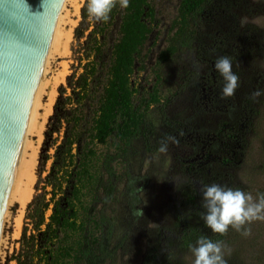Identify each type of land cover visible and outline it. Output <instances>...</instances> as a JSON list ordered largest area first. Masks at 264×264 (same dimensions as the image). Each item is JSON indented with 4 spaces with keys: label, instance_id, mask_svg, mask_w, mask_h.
Instances as JSON below:
<instances>
[{
    "label": "trees",
    "instance_id": "trees-1",
    "mask_svg": "<svg viewBox=\"0 0 264 264\" xmlns=\"http://www.w3.org/2000/svg\"><path fill=\"white\" fill-rule=\"evenodd\" d=\"M164 2L166 0H129L127 8H121L117 3L107 22L92 20L89 35L82 44L83 70L81 73L74 71L67 77L72 93L68 94L64 89L48 124L50 132L63 128L64 133L60 143H56L54 154L46 151L41 157L40 176L49 159H52V165L48 174L40 179L43 191L32 197L27 205L21 249L14 258L17 264H40L41 261L43 264H105L112 261L123 246V241L115 243L114 218L105 208L112 207L120 181L116 163L126 161L135 153L136 143L142 144L149 153L158 152L161 146L151 111L134 107L130 81L136 63L143 62L146 57L145 48L153 24L165 14ZM245 2L179 0L177 13L171 20L167 49L161 52L164 67L180 64L188 53H194L200 59L207 55L214 63L224 56L232 63L240 59L242 51L224 36H219L221 29L204 30L217 25L215 18L218 13L221 17L224 15L222 9L231 11ZM259 54L264 57L261 45ZM184 76L183 84L175 87L159 107L161 121L166 125L177 122L170 119L167 107L190 82L210 83L222 79L219 72L204 77L194 69H185ZM261 115L259 107V118ZM247 129L238 117L222 119L218 123L212 133L214 140L205 148V153L212 159L202 164L194 161L184 168L186 180L176 188L171 201L174 223L158 234L157 243L149 247L139 264H183L178 256L192 253V246L201 236L214 242L223 241L231 249V254L225 255L228 264H244V257L252 256L255 245L240 240L243 230L237 231L230 226L226 235H220L202 219L206 212L202 207L204 185L215 183L243 190L236 182L234 171L250 150L248 137L251 132ZM261 132L259 130V140L263 135ZM110 138L115 140L117 150H108L104 154L100 172L94 176L90 166L97 155L95 145ZM262 158L260 177L264 170ZM86 177L92 180L95 188L93 199L89 206L79 207L76 202H79ZM99 202L102 206L97 208ZM81 209L86 215L83 220H79ZM249 262L264 264V246Z\"/></svg>",
    "mask_w": 264,
    "mask_h": 264
},
{
    "label": "rangeland",
    "instance_id": "rangeland-1",
    "mask_svg": "<svg viewBox=\"0 0 264 264\" xmlns=\"http://www.w3.org/2000/svg\"><path fill=\"white\" fill-rule=\"evenodd\" d=\"M79 1L81 6L77 13L71 5V0L65 3L64 13H69L65 20L70 22L63 26L73 28L70 52L64 56H53L49 60L47 79H59L61 73H65L63 78L53 83L56 90L53 111L49 114L40 136L28 135L38 151L32 197L43 191V182L41 183L40 179L48 174L52 165V159H49L45 163L46 170L40 176L41 157L46 151L50 155L54 154L56 145L60 143L64 133L63 128L50 132L48 124L54 114V106L64 94V89H67L68 94L72 93L67 77L74 71L81 73L83 70L85 60L81 58L82 44L89 35L93 18L88 16L87 0ZM164 3L165 14L160 15L158 22L153 24L154 28L145 48L146 57L143 62L136 63L130 83L133 87L134 107L151 111V118L157 125V139L165 141L166 137H175L179 143L166 141L168 149L163 153H149L143 149L142 144L136 143L135 153L126 161L116 163L120 181L112 207H106L105 210L114 218L115 243L123 241V246L118 249L114 259L105 264H139L149 247L157 243L158 234L165 227L172 226L174 213L171 201L176 188L186 180L184 168L194 161L202 164L212 159L205 153V148L214 140L213 130L222 119L238 117L243 128L250 130V150L234 174L236 182L243 186L242 191L251 193L257 199L259 194L264 193V190H259L264 188V170L262 176H259L260 158L264 157V94L253 98L256 91L264 93V57L259 54V46L264 47V0H246L240 7L231 8V11L224 8L225 10H221L224 12L222 17L219 16L220 13L216 14L217 25L204 30L210 32L212 29H221L219 36H224L243 53L240 59L232 63L233 72L239 76V87L235 94L231 97L222 95L225 84L223 77L210 83L190 82L167 107L170 119L177 121L173 125H166L161 121L159 107L169 98L175 87L183 84L185 69H194L199 76L204 77L218 71L207 55L200 59L194 53L185 54L178 65L164 67L165 61L161 58V52L167 49L171 20L177 13L179 0H166ZM44 89L41 99L45 103L48 101L46 91L49 88ZM259 107L262 109L260 118ZM249 121L251 123L248 127ZM259 130L263 133L260 140ZM95 147L97 155L90 166V172L94 176L100 172L104 154L108 150H117L115 140L111 138L97 143ZM262 162L264 163V158L261 159ZM64 186L68 190L69 185L66 182ZM93 186L88 177L83 180L79 202H76L79 207L90 205L95 189ZM47 189L50 191L51 187L48 186ZM101 206L102 203L99 202L97 208ZM26 208L27 206L21 213L18 203L15 202L8 207L9 216L4 220L0 236V264H17L14 258L21 249L20 239L27 221ZM80 211L79 220H83L86 215L84 210ZM47 214H50V210ZM245 227L250 229L251 234L243 235L240 240L255 245V256L259 254V248L264 246V221L256 220ZM252 256L244 257V264H249ZM177 259L183 264H194L195 256L193 253H187L179 255ZM43 263L44 261L40 262Z\"/></svg>",
    "mask_w": 264,
    "mask_h": 264
},
{
    "label": "water",
    "instance_id": "water-1",
    "mask_svg": "<svg viewBox=\"0 0 264 264\" xmlns=\"http://www.w3.org/2000/svg\"><path fill=\"white\" fill-rule=\"evenodd\" d=\"M66 0H0V236Z\"/></svg>",
    "mask_w": 264,
    "mask_h": 264
},
{
    "label": "clouds",
    "instance_id": "clouds-1",
    "mask_svg": "<svg viewBox=\"0 0 264 264\" xmlns=\"http://www.w3.org/2000/svg\"><path fill=\"white\" fill-rule=\"evenodd\" d=\"M117 3L121 8L129 7V0H87L88 16L97 22H107ZM215 67L225 81L222 95L233 96L239 87V76L232 70L231 59L227 56L217 58ZM262 94L256 91L253 98ZM166 141L179 143L175 137H166L159 148L162 153L168 149ZM201 192L202 207L206 210L202 219L214 233L226 235L231 226L237 231L243 230V235L247 236L251 233L245 225L256 220L264 221V193L259 194L257 199L251 193L215 183L204 185ZM191 251L195 256L194 264H228L225 255L231 254V249L223 241L214 242L204 236L197 240Z\"/></svg>",
    "mask_w": 264,
    "mask_h": 264
},
{
    "label": "bare ground",
    "instance_id": "bare-ground-1",
    "mask_svg": "<svg viewBox=\"0 0 264 264\" xmlns=\"http://www.w3.org/2000/svg\"><path fill=\"white\" fill-rule=\"evenodd\" d=\"M71 2H72L71 5L74 7L75 13H77L80 10L81 2L79 0H71ZM64 9H66L65 5H64ZM64 9L58 27V31L55 37V41L48 59V63L42 78L28 135L34 134L40 136L42 134L48 116L53 111L54 95L56 93L55 86L53 83H57L61 77L63 78L65 76V73H61L60 75L61 77L59 76L60 77L59 79L57 77L52 78L50 80L46 78V73L49 71L48 66H49L50 58L57 55L64 56L70 52V45L73 38V31H72L73 28L72 26H67V27L63 26L65 24L68 25L70 22V20L69 21L65 20V18H67V15L69 13L65 14ZM44 87L49 88L46 91V94L48 95V101L45 103L41 99V94L45 90ZM37 153L38 151L36 144L30 141L27 136L26 144L24 147L23 155L21 158L18 173L14 183L13 191L8 204L9 207V205L12 202L18 203L19 211H21V213L24 212L25 207L27 206V204L29 203V201L33 196L34 183H35L34 168L36 165ZM7 216H9L8 208L4 220L7 218Z\"/></svg>",
    "mask_w": 264,
    "mask_h": 264
}]
</instances>
